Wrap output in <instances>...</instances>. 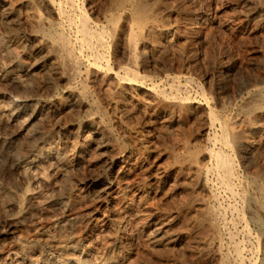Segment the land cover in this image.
Segmentation results:
<instances>
[{"label": "bare ground", "instance_id": "1", "mask_svg": "<svg viewBox=\"0 0 264 264\" xmlns=\"http://www.w3.org/2000/svg\"><path fill=\"white\" fill-rule=\"evenodd\" d=\"M62 1L69 4L73 0H0V170L7 173L5 178H0V242L10 226L29 224L26 230L15 235L10 245L0 244V264H156L157 255L153 263L147 256L132 255L133 244L141 241L149 248V253L150 249L153 250L150 255H155L154 250L164 249L174 244L176 239L169 234L166 225L152 230L141 225L145 202L143 197L132 192L129 156L118 151L114 159L106 158L112 146L110 149L103 137H113L111 129L90 114L84 119L74 120L71 128L65 132L61 130L62 133L57 127L48 131L41 128L54 111L57 101L71 109L77 117L80 113L86 115L92 108L97 113L102 112L103 119L107 117L93 94L95 89L105 97L99 99L104 100L111 114L126 116L122 113L125 108L119 101L124 97L125 88H140L135 73L136 57L143 52L146 38L154 30L156 9L148 7L143 0H117L100 23L99 20L95 23L89 19L84 5L77 6L79 14L75 16L73 13V16L65 10ZM223 13L224 8L214 7L206 24L210 26ZM230 29L228 27L227 31ZM120 34L127 38L126 44L121 45L123 48L119 44ZM162 38L167 39V36L164 34ZM119 52L122 53L120 60L117 59ZM122 62L125 64L122 65ZM154 91H149V94L155 95ZM171 101L173 105L174 101ZM254 109L260 117L264 115L262 106ZM209 120L212 125L218 123L223 146H231L238 132V122L219 120L211 110ZM71 138L82 142L76 146L69 141ZM180 142L178 146L186 157L181 160L173 155L176 164L198 174L199 157L204 162L214 159L219 180L230 184L234 175L229 158L208 150L199 154L189 145L190 141ZM241 149L246 152L248 146ZM92 152L93 157L90 158ZM80 165L97 168L98 173L89 174L82 183L78 181L81 185L77 188L67 172ZM198 183L205 187L204 179L199 177ZM260 184L257 187L260 198H255L252 206L260 211L256 213L264 215V180ZM232 189L229 191L232 192ZM215 218V213L205 208L198 221L207 229L208 237L204 244L207 247L216 246L218 254L222 240ZM252 221L260 229L263 227L260 217L253 216ZM261 238L263 243L264 232Z\"/></svg>", "mask_w": 264, "mask_h": 264}, {"label": "rangeland", "instance_id": "2", "mask_svg": "<svg viewBox=\"0 0 264 264\" xmlns=\"http://www.w3.org/2000/svg\"><path fill=\"white\" fill-rule=\"evenodd\" d=\"M116 1L73 0L69 4L62 2L65 10L73 16L79 14L76 7L80 8L84 5V9L88 10L89 19L95 23L99 20L98 23H100L102 17L109 13L112 4ZM143 1L148 7L156 9L154 30L146 38L144 53L141 52L136 57L135 73L138 75L137 81L140 88L129 87L128 89L127 87V90L126 88L124 90V100L119 98V103L125 108V111H120H123L122 113L126 116L111 114L105 107L104 100H100L105 97L95 89L97 93L93 90V94L97 96L95 98L107 117L103 119V113L95 112L94 108L90 109L91 111L86 115L80 113L77 117L71 109L57 101L54 103V111L49 114L41 128L48 131L52 127H57L60 132L61 130L65 132L71 128L76 119H84L90 114L111 129L113 137H103L104 141L112 146V150L106 153V158L114 159L118 151L125 152L126 157L129 156L128 162L132 163L130 174L132 192L143 197L145 202L141 225L151 230L166 225L169 234L176 239L174 244L164 249L154 250L155 255H150L153 250L150 249L149 253V248L144 246L146 244L138 241L132 246V252L134 249L132 255L136 253L147 256L152 263L158 256L156 264H187V262L188 264H219L220 261V264H264V242L262 243L261 238L264 232V215L259 214L257 207L252 206L255 198H260L261 193L257 187L262 185L260 183L264 180V115L260 117L254 111L256 106H262L264 109V0H208V3L207 0ZM214 7L224 8V13L208 26L206 19L212 15ZM227 25L231 28L228 31ZM164 34L167 39L162 38ZM119 39L120 46L126 44L127 38L124 34H120ZM117 57L122 59V53L119 52ZM123 63L125 64L122 62V65ZM171 78H174L173 82ZM149 91H154L155 95L151 96ZM158 93H160L159 96ZM171 99L174 101L173 105H171ZM210 110L214 111L219 120L238 122V132L234 141L230 143L231 146H223L218 123L212 125L209 120ZM69 141L76 146L82 142L76 138H71ZM180 141H190L189 145L199 154L208 150L229 158L233 164L235 176L231 178L230 184L226 185L219 180L220 176L215 173L214 159L204 162L199 157L198 174L176 164L173 155L180 157L181 160L186 157H183L185 152L178 146ZM243 146H248L246 152L242 151ZM90 155L92 158L93 152ZM81 166L73 167L67 172L71 183L77 185V188L85 177L98 173L97 168ZM6 176L5 171L0 172V178L3 179ZM199 177L204 179L205 187L198 183ZM229 189L230 191L232 189V192ZM205 208L215 213L216 224L218 229L220 228L219 236L222 244L219 245L221 248L218 254L216 246L207 247L204 244L208 237L207 229L200 226L198 220ZM253 216L262 219L261 229L253 223ZM28 225V222H25L22 225L10 226L11 230L9 229L1 237L0 244L10 245L15 235L26 230Z\"/></svg>", "mask_w": 264, "mask_h": 264}]
</instances>
